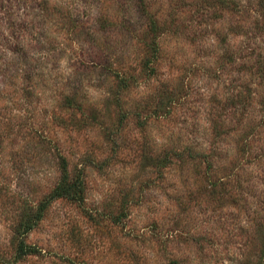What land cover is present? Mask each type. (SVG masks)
<instances>
[{
  "label": "rangeland",
  "instance_id": "obj_1",
  "mask_svg": "<svg viewBox=\"0 0 264 264\" xmlns=\"http://www.w3.org/2000/svg\"><path fill=\"white\" fill-rule=\"evenodd\" d=\"M0 264H264V0H0Z\"/></svg>",
  "mask_w": 264,
  "mask_h": 264
},
{
  "label": "trees",
  "instance_id": "obj_2",
  "mask_svg": "<svg viewBox=\"0 0 264 264\" xmlns=\"http://www.w3.org/2000/svg\"><path fill=\"white\" fill-rule=\"evenodd\" d=\"M81 191H83L82 183L75 179H72L62 185L61 189L59 190V195L64 194L69 198H75Z\"/></svg>",
  "mask_w": 264,
  "mask_h": 264
}]
</instances>
